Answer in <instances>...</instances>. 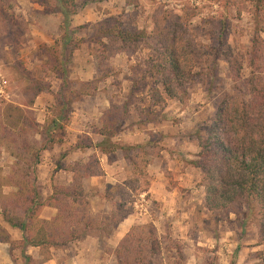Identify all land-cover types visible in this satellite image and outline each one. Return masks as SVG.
Segmentation results:
<instances>
[{"label":"rangeland","instance_id":"obj_1","mask_svg":"<svg viewBox=\"0 0 264 264\" xmlns=\"http://www.w3.org/2000/svg\"><path fill=\"white\" fill-rule=\"evenodd\" d=\"M77 3L80 12L71 19L75 31L72 42L64 46L63 18L50 9L54 0L47 2L51 7L35 0H0V182L29 174L33 183L31 156L48 141L47 136L41 138L36 132H44V126H50L60 116L63 101L57 100L62 97V88V100L67 104L62 115L67 117L50 132L56 145L51 153L69 151L78 141L87 143L88 137L100 143L102 121L119 124L121 132L114 141L133 149L130 158L134 165L125 161L120 152L124 163L114 170H107L105 157L95 150L77 154L82 159L79 165L92 164L94 172H100L99 177L104 174L102 166L111 177L115 172L121 175L113 184L120 187L111 193L115 201L103 199L109 207L107 212H93L111 219L109 237L107 231L99 232L103 236L100 247L104 254L109 253L102 264H117L111 254L132 228L140 229L138 235L152 237L153 233L159 241L160 255L154 257L153 264H260L257 253L263 248L259 246L256 219L245 205H235L218 214L208 212L204 189L198 187L201 175L193 163L200 152L198 138L208 136L217 106L227 98L237 104L249 101L246 82L251 77V61H259L264 79V33L259 35L263 41L257 44L259 55L252 54L258 28L264 29V10L259 18L251 0ZM119 16L124 17L127 27L148 34L150 39L139 48L126 49L108 40L102 42L104 46L93 42L94 25ZM160 35L176 41L178 55L193 77L187 78L182 90H178L177 100L166 98L164 105L157 103L156 79L149 72L151 60L157 57ZM221 35H225L223 41ZM224 41L226 45L222 47ZM220 45L222 53H229L243 65L239 80L225 55L219 59L215 56L213 51ZM61 61L67 63L66 84L56 74ZM212 75H217L213 82ZM41 85L50 86L56 96L42 91L34 97ZM9 104L25 110V130L3 119V110ZM32 120L41 128L33 127ZM57 166L48 176L52 178V193L55 187L65 186L64 178L59 176L57 184L53 183L60 162ZM80 166L72 163L67 169ZM106 187L100 191L87 183L90 204L105 193ZM39 188L43 194L46 192L43 182ZM11 191L4 189L7 194ZM14 214L22 217V206H17ZM127 219L133 221L131 228L123 226ZM0 226L5 228L1 217ZM73 244L55 250H70ZM25 251L36 257L30 264H42L52 254ZM63 253L56 254L60 264L72 263L73 252L71 260L63 258ZM0 264H26L21 241L0 243Z\"/></svg>","mask_w":264,"mask_h":264},{"label":"trees","instance_id":"obj_2","mask_svg":"<svg viewBox=\"0 0 264 264\" xmlns=\"http://www.w3.org/2000/svg\"><path fill=\"white\" fill-rule=\"evenodd\" d=\"M35 1L47 5V2L51 0ZM54 1L53 7L50 5L47 7H51L52 13L63 18V44L67 46L72 42V35L75 32L71 27V19L79 14L80 6L77 0ZM251 1L255 4L257 16L262 18L264 0ZM260 23L263 24L262 21ZM94 29L92 40L101 45L104 40H108L124 49L139 48L150 39L148 34L127 27L123 16L101 21L94 25ZM257 33L254 39L255 44L252 47V54L256 56L260 53L257 44H263L259 35L264 33V29L259 27ZM221 36L223 41L225 35ZM221 45L224 47L225 41ZM221 45L213 51L215 56L219 59L222 54L225 55L234 76L239 80L243 65L241 62L237 63L229 53H222ZM157 46V57L151 60L149 72L156 79L154 90L157 103L164 105L166 98L177 100L178 90H182L187 78L192 79L193 77H191L192 72L185 69L176 49V41L172 37L160 35ZM257 63H259L257 60L251 61V77L246 82L249 101L244 100L237 104L232 98H227L225 102L217 106L208 136L198 138L200 152L198 160L193 165L201 175L198 187L204 189V207L208 212L218 214L235 205L247 206L248 212L258 223L259 246L263 249L257 253V259L260 264H264V79L261 77ZM60 65L56 74L63 84H66L67 63L61 61ZM213 77L217 78V75H212V82ZM42 91L56 96L50 86L41 85L34 97ZM62 91L61 88L59 95L63 97ZM62 97L57 100L58 103L63 101L60 116L52 121L50 126L45 125L44 132L39 130L36 132L41 138L47 136L48 141L40 148L34 149L31 156L30 167L34 170L33 183L28 179L29 174L21 178L18 176L11 182L9 178L1 179L6 182H0V217L12 229L21 232V245L26 264L32 261L25 251L28 248L50 251L82 242L89 237L97 238L101 242L103 236L99 235V232L107 231L106 236L109 237L111 228L109 217L104 219L103 216L93 213L90 198L86 192L87 181L100 175V172H94L92 164L84 165V167L79 163L75 164L81 168L71 170L74 175L72 183L69 186L55 187L51 197L46 201L42 199L38 186V165L41 163V154L55 145V141L49 137L50 132L55 131L59 124L66 120L67 115H62V113L67 104L64 103ZM34 103L35 101H32L31 106ZM3 117L6 122L14 123L18 130L26 129V112L20 106L9 104L3 110ZM31 123L33 127L41 128L36 121L32 120ZM120 132L119 124L102 121V127L98 131L102 141L96 144L88 137L87 143L76 142L70 153L77 150L82 152L97 150L102 155L109 156L121 151L125 161L134 165L130 158L133 149L121 147L114 141ZM5 188H11L12 191L7 194L4 192ZM119 188V186L107 185L101 198L106 201H115L111 193ZM17 206H22V217L14 214ZM45 207L54 208L57 210V215L51 220H42L40 215ZM112 228L115 230L117 226L114 225ZM138 230L140 231L139 228H132L113 252L112 255L116 258L117 264H153L154 257L160 255L161 247L157 238H154L155 235L153 233L152 237L138 235L136 234ZM0 243L9 245L14 243L10 234L2 226H0Z\"/></svg>","mask_w":264,"mask_h":264},{"label":"crops","instance_id":"obj_3","mask_svg":"<svg viewBox=\"0 0 264 264\" xmlns=\"http://www.w3.org/2000/svg\"><path fill=\"white\" fill-rule=\"evenodd\" d=\"M55 147H56V145H54V149L52 147L51 149L44 151L43 153H46V155L43 158H42L43 153L41 154V163H40V165H38V173H37L38 185L40 187V185H42V182H43V184L45 185V191H46L43 194L42 193L43 189L40 188L43 201H46L53 194L52 193V178L50 177L48 179V176L51 174V172L56 171V169L58 168L57 162L58 163L60 162L61 168H60L59 172H57V174H55L56 180H54L53 183L57 184V178L59 176L61 179L64 178V181H62V182H64V185L69 186L73 181L74 175L71 172V170L67 169L68 164L74 163V165H75V163H80L82 159L77 154H83L84 155L86 153V151H92V150H86V151L82 152L80 150H77L75 152L70 153V151H71V147H70L69 151H64L63 153H58V154L57 153H51L52 151L55 150ZM95 152H98V155L105 157V159L107 161L106 162L107 170H114L113 168H116V165H118L120 163L121 164L124 163L123 162L124 159H123L122 155L120 156L121 151L116 152L114 154H111L109 156L102 155L97 150H95ZM47 154H48V156H47ZM175 156H177V155H175ZM102 167H103V171H104V174L102 176H100V177L95 176V177L90 178L89 181H87V183L89 182L90 186H92L93 188H96L97 190H100V191H102L104 186H106V185L116 184L117 182H119L120 177H121V175H118L116 172L114 173L113 177L109 176V171L107 172L106 169L104 168V166H102ZM109 180H110V183H109ZM91 206H92L91 208L93 209V212L95 214L103 213V212L106 213L107 208H109L106 201H104L101 197L93 198L91 200ZM56 215H57V210H55L54 208H51V207H45V208H43V210L41 212L40 218L42 220H51ZM132 224H133V221H131V219H127V220H125V222H123V226H127V228L128 227L131 228L133 226ZM5 229L10 234L12 241H22V235H21V232L19 230L12 229L6 223H5ZM118 234H119V231H116L114 233V236L117 237ZM73 246H75L73 249L77 250V252H75L73 249L66 250V251H56L55 249H51L50 250L52 252L51 257H48L45 260V262H43L42 264H60V263H62L61 261L58 260V257L56 255L57 253H60V252H61V254L63 252H65V253H63L62 256H63V258H68V260H71L70 258L72 257V252H73L74 259L72 260V263L67 262V260L65 259L67 264H98V263L102 264L103 262L105 263V261H106L105 257H109L108 253L106 255L102 251V249L100 247L99 240L97 238L89 237L82 242H78V243L73 244ZM27 250L39 252V249H36V248H28ZM27 255L30 257L32 256L31 258L33 261L36 260L35 256L30 255L29 253H27ZM111 256H113V255L111 254ZM86 259H89V260H86Z\"/></svg>","mask_w":264,"mask_h":264}]
</instances>
